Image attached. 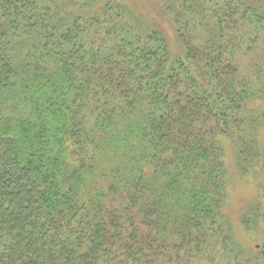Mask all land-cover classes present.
I'll return each instance as SVG.
<instances>
[{
    "label": "trees",
    "instance_id": "1",
    "mask_svg": "<svg viewBox=\"0 0 264 264\" xmlns=\"http://www.w3.org/2000/svg\"><path fill=\"white\" fill-rule=\"evenodd\" d=\"M150 1L0 0V264H264V1Z\"/></svg>",
    "mask_w": 264,
    "mask_h": 264
},
{
    "label": "rangeland",
    "instance_id": "2",
    "mask_svg": "<svg viewBox=\"0 0 264 264\" xmlns=\"http://www.w3.org/2000/svg\"><path fill=\"white\" fill-rule=\"evenodd\" d=\"M142 3L143 0H137ZM153 3V1L148 0ZM163 3L165 0H157ZM252 3L264 0H248ZM145 8H149L147 2L143 4ZM152 9H154L152 7ZM149 11V10H148ZM261 146L264 148V130L261 132ZM225 148L227 151V164L229 166V178L226 186L227 191V216L232 224L233 233L236 240L248 249H253L255 245L261 242L263 237L264 223L256 231L247 232L243 229L240 219L246 208L252 203V200L260 195L258 184L262 181L260 172L256 169L255 172H250L245 176H240L236 171H233L234 155L231 146L228 145V140H225ZM264 207V205H263ZM262 207V209H263Z\"/></svg>",
    "mask_w": 264,
    "mask_h": 264
}]
</instances>
